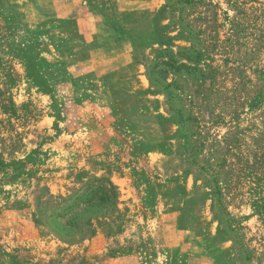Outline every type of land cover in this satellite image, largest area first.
<instances>
[{
    "label": "rangeland",
    "instance_id": "374dc122",
    "mask_svg": "<svg viewBox=\"0 0 264 264\" xmlns=\"http://www.w3.org/2000/svg\"><path fill=\"white\" fill-rule=\"evenodd\" d=\"M0 264H264V0H0Z\"/></svg>",
    "mask_w": 264,
    "mask_h": 264
}]
</instances>
